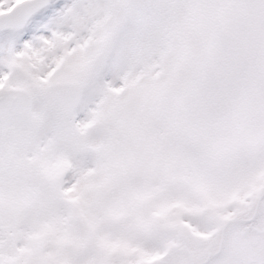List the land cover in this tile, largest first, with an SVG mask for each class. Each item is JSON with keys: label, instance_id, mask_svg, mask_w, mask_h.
<instances>
[{"label": "snow or ice", "instance_id": "1", "mask_svg": "<svg viewBox=\"0 0 264 264\" xmlns=\"http://www.w3.org/2000/svg\"><path fill=\"white\" fill-rule=\"evenodd\" d=\"M0 264H264V0H0Z\"/></svg>", "mask_w": 264, "mask_h": 264}]
</instances>
